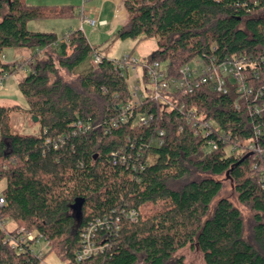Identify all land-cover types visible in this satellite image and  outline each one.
Returning a JSON list of instances; mask_svg holds the SVG:
<instances>
[{
    "label": "trees",
    "instance_id": "trees-1",
    "mask_svg": "<svg viewBox=\"0 0 264 264\" xmlns=\"http://www.w3.org/2000/svg\"><path fill=\"white\" fill-rule=\"evenodd\" d=\"M30 1L0 0V76L29 71L19 83L27 108L0 104V182L6 181L0 220L43 234L52 247L42 259L17 253L0 228V264H40L52 253L67 264H186L178 254L188 246L202 253L205 264H264V155L244 149L229 154L217 136L227 133L242 146L261 127L258 145L264 151V121L246 106L237 109L233 92L224 95L204 85L186 96H170L171 109L147 98L135 111L154 115L147 126L114 127L121 107L131 101L117 60L103 58L77 85L65 81L60 71L73 74L97 48L82 30L59 37L28 25L83 21L84 11ZM123 5L119 39H156L159 49L148 61L165 64L172 75L197 58L264 57V0H124ZM21 48L33 53L3 61L5 51ZM193 110L203 121L214 120L219 131L204 138ZM15 113L28 115L33 124L37 118L38 134L15 131ZM159 139L161 146L148 147ZM210 140L217 150H206ZM221 177L234 183L239 204L254 213L249 233L240 208L222 196ZM76 203L83 213L77 231L71 217ZM104 218L110 229L95 238L97 244L104 241V252L78 261L84 232Z\"/></svg>",
    "mask_w": 264,
    "mask_h": 264
},
{
    "label": "built area",
    "instance_id": "built-area-1",
    "mask_svg": "<svg viewBox=\"0 0 264 264\" xmlns=\"http://www.w3.org/2000/svg\"><path fill=\"white\" fill-rule=\"evenodd\" d=\"M114 19V21L125 20V17L123 18L122 14L119 15L117 10V16ZM109 24L107 21H99L89 17L83 20V25L90 26L94 30L109 27ZM93 58L95 68H98L104 57L97 53ZM113 60H117L115 65L121 70L122 76H126L131 91V101L126 106L121 107V115L117 121L113 122L114 127L120 124H131L133 128L147 126L154 119V115L135 113L147 98L157 101L165 109H171L173 104L170 96L176 94L186 96L204 85H209L216 92L224 95L233 92L237 96L235 102L237 109L246 106L251 115L264 121V57L257 60L240 55L226 57L221 61L216 60V57L209 60L197 58L182 67L177 75H172L167 66L158 61L152 63L148 60L139 61L129 55ZM7 79V76H0V93L6 89L5 81ZM191 114L195 120V125L199 126L204 138L213 136L215 130L219 131L214 120L203 121L195 110ZM261 130V127H256L254 136L242 146L231 142L232 137L227 133H220L217 136L227 146L226 151L229 154H235L244 149L264 155V151L258 145ZM159 135L164 136V133L160 132ZM162 144L161 139L153 140L148 147L161 146ZM217 149L218 143L215 140H210L206 150L211 152ZM122 161L125 159L123 158ZM5 204L6 199L0 193V209ZM134 215L135 213H132L133 217ZM7 223L0 220V228L7 232L6 242L17 253L30 252L42 259L50 252L52 245L43 234L27 232L24 228L8 230ZM105 227L110 229L107 218L96 220L86 229L83 234L82 248L76 255L78 261L104 252L106 247L104 241L97 244L95 238L97 233ZM40 264L48 263L43 261Z\"/></svg>",
    "mask_w": 264,
    "mask_h": 264
},
{
    "label": "rangeland",
    "instance_id": "rangeland-1",
    "mask_svg": "<svg viewBox=\"0 0 264 264\" xmlns=\"http://www.w3.org/2000/svg\"><path fill=\"white\" fill-rule=\"evenodd\" d=\"M39 5H72L77 11L98 8L102 11V17L108 20L109 27L93 29L90 26H86V33L89 42L97 48L98 53L107 59H121L133 54L132 56L139 61L148 60L159 48L156 39H139L137 41L126 40L122 41L118 37V29L122 26L121 20H118L114 27V12L116 10L115 3L110 0H34ZM123 12V11H121ZM81 19L77 17L60 20H45V21H32L28 25V29L34 32L42 33H56L59 37H62L66 33L75 30L80 25ZM33 53L30 49H11L4 52L5 63H11L17 60L28 58ZM93 56L88 58L85 62L79 65L73 74H69L64 70L60 73L64 80L73 84H79V78L87 75L94 68ZM25 71L29 73L27 69L18 72L12 77H9L5 81V90L0 93V104L5 105H18L22 108H27L25 98L19 90V83L25 78ZM27 73V75H28ZM35 122V121H34ZM11 123L15 129L23 134H38L39 127L37 122L34 124L28 115L24 113H15L11 116ZM1 136V133H0ZM155 158L151 157L150 162H154ZM224 183V190L222 196L229 198L237 205L243 213L248 233L250 226L253 222L254 213L247 206L239 204L237 200V194L235 193L234 183L226 179V177L220 178ZM6 186V181L0 182V193ZM8 230H14L18 228L13 221H8L6 225ZM179 256H184L186 264H205L202 253L192 246L186 247L180 251ZM48 264H67L61 261L54 253L49 254L46 258Z\"/></svg>",
    "mask_w": 264,
    "mask_h": 264
},
{
    "label": "crops",
    "instance_id": "crops-1",
    "mask_svg": "<svg viewBox=\"0 0 264 264\" xmlns=\"http://www.w3.org/2000/svg\"><path fill=\"white\" fill-rule=\"evenodd\" d=\"M110 1H112L113 3H115V7H116V10H115V12H114V18L117 16V10H118V14H119V11H120V10L123 11V12L121 13L122 16H123V18L125 17V20H121L122 25H123L124 22L126 21V12H125V10H124V5H123L124 0H110ZM29 3L32 4V5H38V3H36L34 0H31ZM66 5H67V4H65V5H52V6H66ZM79 11H81V10H79ZM83 11H84V10H83ZM86 17L94 18V19H97V20H99V21H107V22H108L107 19H105V18L102 17V11L99 10L98 8H95V9H89L88 11H84V18H86ZM114 20H115V19H114ZM117 21H118V20H116V21L113 22V27H114V25H115V23H116ZM77 29L82 30V31L85 33V35L87 36V33H86V26L83 25V21H80V25H79L75 30H77ZM4 59H5V55H4ZM27 73H28V72L25 71V74H26L25 77L27 76Z\"/></svg>",
    "mask_w": 264,
    "mask_h": 264
},
{
    "label": "water",
    "instance_id": "water-1",
    "mask_svg": "<svg viewBox=\"0 0 264 264\" xmlns=\"http://www.w3.org/2000/svg\"><path fill=\"white\" fill-rule=\"evenodd\" d=\"M35 122H38V119H34ZM71 217L75 221V227L74 229L77 231L81 225L82 219H83V213H82V205L79 203H76L71 207Z\"/></svg>",
    "mask_w": 264,
    "mask_h": 264
}]
</instances>
